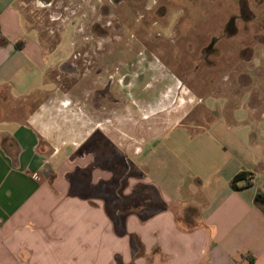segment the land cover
Instances as JSON below:
<instances>
[{
  "label": "crops",
  "instance_id": "0c3cea01",
  "mask_svg": "<svg viewBox=\"0 0 264 264\" xmlns=\"http://www.w3.org/2000/svg\"><path fill=\"white\" fill-rule=\"evenodd\" d=\"M19 1L0 0V264H264V90L246 119L232 103L159 132L135 102L84 98L78 75L64 93L67 60Z\"/></svg>",
  "mask_w": 264,
  "mask_h": 264
},
{
  "label": "rangeland",
  "instance_id": "374dc122",
  "mask_svg": "<svg viewBox=\"0 0 264 264\" xmlns=\"http://www.w3.org/2000/svg\"><path fill=\"white\" fill-rule=\"evenodd\" d=\"M19 4L23 24L37 30L48 59L67 60L52 70L64 93L70 96L74 75L84 98L88 88L109 81L110 104L135 102L137 111L152 112L159 132L173 124L199 129L218 111L246 119L248 90L253 84L264 90V0ZM71 60L74 74L66 68ZM232 103L238 107L231 110ZM29 106L22 101L15 110Z\"/></svg>",
  "mask_w": 264,
  "mask_h": 264
},
{
  "label": "flooded vegetation",
  "instance_id": "af4514ba",
  "mask_svg": "<svg viewBox=\"0 0 264 264\" xmlns=\"http://www.w3.org/2000/svg\"><path fill=\"white\" fill-rule=\"evenodd\" d=\"M72 64V65H71ZM66 66L67 70L70 71L72 74L76 73V66L72 62ZM109 81L104 83L103 87L99 90L97 89L94 93V98L99 99L101 96H104L107 100H111L110 92H109Z\"/></svg>",
  "mask_w": 264,
  "mask_h": 264
},
{
  "label": "trees",
  "instance_id": "16d2710c",
  "mask_svg": "<svg viewBox=\"0 0 264 264\" xmlns=\"http://www.w3.org/2000/svg\"><path fill=\"white\" fill-rule=\"evenodd\" d=\"M214 115L216 117L217 113H214ZM248 176L249 175L248 174H245V173H239V174L235 175L234 177H232L230 179V182H229L230 187L233 188V189H239L240 187L237 185V182L240 181V180H245V183L246 184H249V178H248Z\"/></svg>",
  "mask_w": 264,
  "mask_h": 264
},
{
  "label": "built area",
  "instance_id": "2783aa9c",
  "mask_svg": "<svg viewBox=\"0 0 264 264\" xmlns=\"http://www.w3.org/2000/svg\"><path fill=\"white\" fill-rule=\"evenodd\" d=\"M36 178H39L38 176L35 175Z\"/></svg>",
  "mask_w": 264,
  "mask_h": 264
}]
</instances>
